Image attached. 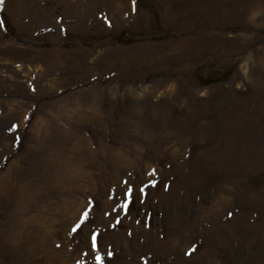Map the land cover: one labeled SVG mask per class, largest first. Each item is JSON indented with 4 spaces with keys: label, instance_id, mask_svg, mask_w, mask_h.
Wrapping results in <instances>:
<instances>
[{
    "label": "rangeland",
    "instance_id": "374dc122",
    "mask_svg": "<svg viewBox=\"0 0 264 264\" xmlns=\"http://www.w3.org/2000/svg\"><path fill=\"white\" fill-rule=\"evenodd\" d=\"M97 257L264 264V0L0 5V264Z\"/></svg>",
    "mask_w": 264,
    "mask_h": 264
},
{
    "label": "snow or ice",
    "instance_id": "6c2138e0",
    "mask_svg": "<svg viewBox=\"0 0 264 264\" xmlns=\"http://www.w3.org/2000/svg\"><path fill=\"white\" fill-rule=\"evenodd\" d=\"M4 3V0H0V5H2ZM135 3V0H133V4ZM125 208H127V205H125ZM88 215H89V210H86L83 213V221L80 224H77L76 227L73 228V232H78L82 227H83V223L87 222L88 219ZM119 221H117L118 223ZM99 235V233H94L92 240H93V247L96 248L98 250V244L96 242V237ZM97 259L100 261V264H103V258L102 257H97Z\"/></svg>",
    "mask_w": 264,
    "mask_h": 264
},
{
    "label": "trees",
    "instance_id": "16d2710c",
    "mask_svg": "<svg viewBox=\"0 0 264 264\" xmlns=\"http://www.w3.org/2000/svg\"><path fill=\"white\" fill-rule=\"evenodd\" d=\"M2 18H3V24H4L5 31L9 35L13 36V31H12V28H11V22H10L7 14L6 13H2ZM119 40H120V42H124V43H130V42H134L135 41L133 38H129V39L126 38L125 35L120 36ZM23 142L24 141H22L21 145L23 144Z\"/></svg>",
    "mask_w": 264,
    "mask_h": 264
}]
</instances>
